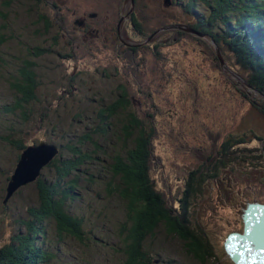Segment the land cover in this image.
Wrapping results in <instances>:
<instances>
[{
    "label": "rangeland",
    "instance_id": "rangeland-1",
    "mask_svg": "<svg viewBox=\"0 0 264 264\" xmlns=\"http://www.w3.org/2000/svg\"><path fill=\"white\" fill-rule=\"evenodd\" d=\"M53 1L59 7L56 15L42 1L0 0V36L5 39L0 46V56L8 69L11 70L17 60L27 54L29 46H36L42 37L36 25L39 15L45 16L51 24L56 16H64L68 32L63 36L55 25L47 33L48 40L58 35L57 50L63 56L73 50L77 55L76 61L51 56L35 59L40 91L45 95L41 96V103L33 106L29 123L21 124L17 115L2 113V106L11 105L12 94L2 79L5 70L0 71V188L6 181L5 175L9 181L19 160L17 149L3 142L5 136L26 141L43 137L58 146L59 152H65L68 145L78 140L77 134L93 135L98 131L91 123V119L98 116L94 114L95 106L111 101L117 93L124 94L125 88L132 102L139 104L132 108L135 115L150 117L147 131L153 136L154 153L151 177L157 190L170 204L192 190L188 204L192 206L191 226L204 233L214 256V261L206 264H233L224 250L227 237L243 230L242 218L248 204H264L262 95L248 87L245 75L224 48H219L208 36L199 37L188 31L195 19L183 14L176 3L165 5V0H134L133 5L130 0ZM111 7L114 11L111 21H102L106 15L104 10ZM90 13H98L94 22L98 26L89 24L88 34L74 29V20ZM120 17L119 36L123 42L117 39ZM95 31L99 36L96 39L90 35ZM222 42L223 39H219L218 44ZM55 84L61 87L62 98L48 99L61 104L58 111L59 105L52 106L50 111L46 97ZM67 88L74 92L70 100L64 95L63 89ZM45 110H49L48 118L42 122ZM76 114L86 119L74 120ZM111 123L115 125L117 121ZM150 128H154L155 134ZM110 131L100 135L97 143L103 151L122 153L128 145L118 136H108ZM225 143H229L227 148L223 146ZM101 153L94 158L105 163L98 157ZM99 162L95 169L104 170ZM223 163L226 166L222 167ZM53 176V168L43 170L45 179ZM101 177L105 179L103 173ZM31 191L30 185L26 186L21 189L19 205L12 203L2 211L0 208V216H9L4 221L0 219V245L16 230V217L25 218L20 212L29 203ZM95 194L90 200L91 208H96L97 213L90 217L94 219L89 225L91 241L87 243L88 248L80 246V250L91 264H112L113 250L118 245L115 235L123 222L122 206L111 200L107 205L116 215L105 216L99 205L100 202L105 204L107 198L100 189ZM3 198L0 196V200ZM70 243L65 240L59 245L65 264H82L77 252L68 248ZM148 243L156 264H201L188 255L183 241L168 235L162 227L155 230Z\"/></svg>",
    "mask_w": 264,
    "mask_h": 264
},
{
    "label": "trees",
    "instance_id": "trees-1",
    "mask_svg": "<svg viewBox=\"0 0 264 264\" xmlns=\"http://www.w3.org/2000/svg\"><path fill=\"white\" fill-rule=\"evenodd\" d=\"M34 1L44 2L51 11L54 10V15L59 10L53 0ZM173 3L181 4L183 14L195 19L193 26L189 27L203 36L210 37L219 48L226 50L233 64L245 75L248 87L259 92L264 98V0H174ZM200 7L204 8L206 13H202ZM53 22L51 24L43 15L37 17L36 25H39L38 33L42 37H39L36 46H29L27 54L18 59L11 70L0 56V71L5 70L2 79L12 94L11 105L2 106L1 110L5 115H17L21 124L32 121L33 106L41 103V96L45 95L40 91L41 84L38 81L35 59L51 56L63 60L66 57L77 60L74 50L65 56L57 50L58 35L48 40V34L55 25L63 36L69 30L64 16H56ZM219 39H223L221 44H218ZM4 42V37L0 36V46ZM73 42L72 39L70 43ZM63 90L64 95L69 96V100L72 99V88ZM55 96L62 98L61 87L56 84L46 97V107L50 111L55 105H59L56 111L60 108L59 101L48 99ZM134 106L139 104L132 102L125 88L124 94L117 93L111 97V101L95 106L97 110L94 108V114L98 116L91 119V123L98 131L93 135H83L82 132L77 134L78 140L68 145L65 152H59L45 167L53 168V178L49 180L43 177L44 168L38 179L30 184L33 191L27 199L29 203L20 212L24 213L25 218L16 217V230L9 235L5 243H1L0 264H51L55 261L65 264L66 258L62 256L59 247L65 240L71 241L68 248L77 252L80 263L91 264L83 257L84 252L80 250V246L88 248L87 243L91 241L89 225L91 226L90 221L94 219L90 217L97 213L96 208H91L90 200L98 189L107 198L105 204L100 202L99 205L105 211V216L116 215L108 206L111 200L118 201L122 206L123 222L115 235L118 245L113 250L112 264H156L149 249L148 239L159 227L168 235L183 241L186 252L197 262L206 264L214 261L208 239L203 232H198L191 226L192 206L188 204L191 203L192 190L172 204L157 190L151 177L154 153L153 136L147 131V120L150 117L143 114L142 119L135 115L132 110ZM49 110H45L41 115L44 117L42 122L48 118ZM77 119L86 118L76 114L74 120ZM113 121L117 123L113 125ZM109 129L111 131L108 136H118L122 143L128 145L122 153L103 151L97 143V138L107 135L106 131ZM150 129L154 133V128ZM40 141L48 143L43 137L26 141L5 136L3 140L17 149L18 159L27 146L38 144ZM223 146L227 148L229 143ZM100 152L102 153L98 157L105 163L94 158ZM92 162L93 165H90ZM97 162L104 170L95 169ZM224 166L226 163L222 164V167ZM102 173L105 179L101 177ZM5 179L8 182L6 175ZM6 181L0 188V196H4L0 200L1 211L10 208L12 203L19 205L21 189L26 187L19 189L4 202ZM6 217L9 218L7 215H1V221Z\"/></svg>",
    "mask_w": 264,
    "mask_h": 264
},
{
    "label": "water",
    "instance_id": "water-1",
    "mask_svg": "<svg viewBox=\"0 0 264 264\" xmlns=\"http://www.w3.org/2000/svg\"><path fill=\"white\" fill-rule=\"evenodd\" d=\"M130 1L133 5L134 0ZM164 4L169 5L171 2L170 0H165ZM75 24L80 25L79 21H75ZM188 31L199 37L203 36L195 30L189 29ZM59 151L58 146L45 141H40L38 144L27 146L21 153L20 158L14 167L13 173L7 182L4 202L10 199L19 189L34 183L40 176L42 170L58 156ZM263 205L264 204L260 203H251L248 206V210L245 211V218H242L243 220L247 218L251 219L249 224L250 226L253 224L255 229L262 228V226L264 227ZM245 237L246 235L241 237L236 235L232 240L235 245L239 246V249L242 250L241 252L244 253L247 251L242 245V242L245 241L243 238ZM251 257L254 258V255H251ZM252 258L249 259V264H257V260H253ZM262 264L264 263L262 262Z\"/></svg>",
    "mask_w": 264,
    "mask_h": 264
},
{
    "label": "flooded vegetation",
    "instance_id": "flooded-vegetation-1",
    "mask_svg": "<svg viewBox=\"0 0 264 264\" xmlns=\"http://www.w3.org/2000/svg\"><path fill=\"white\" fill-rule=\"evenodd\" d=\"M170 2L172 4L173 0H170ZM176 5H178L179 7H181V4H176ZM104 13H106V15H105V17H103V20L102 21H111V18L114 15V11H113L112 7L104 10ZM97 17H98V13H90L86 17L78 18V19L74 20V25L76 26V28H74V29L79 28L80 30L84 31L86 34L90 33L89 32V29H90L89 24L90 25H96V26H98L97 23L96 24L94 23L97 20ZM75 21H79L80 25L75 24ZM121 22H122V18L119 20L118 26H117V39L119 41L123 42L122 39L119 36L120 35V25H121ZM103 23H105L106 26H107V23L106 22H103ZM138 33L141 34L140 31H138ZM115 34H116V30H115ZM90 35L92 36V38H95V39L99 37L98 34L96 33V31L94 33H91ZM87 36H85V37H87Z\"/></svg>",
    "mask_w": 264,
    "mask_h": 264
},
{
    "label": "bare ground",
    "instance_id": "bare-ground-1",
    "mask_svg": "<svg viewBox=\"0 0 264 264\" xmlns=\"http://www.w3.org/2000/svg\"><path fill=\"white\" fill-rule=\"evenodd\" d=\"M264 216V215H263ZM262 230H264V228H263V226H262V228H261Z\"/></svg>",
    "mask_w": 264,
    "mask_h": 264
}]
</instances>
